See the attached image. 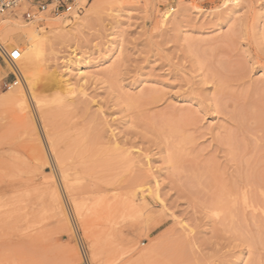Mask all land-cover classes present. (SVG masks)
Segmentation results:
<instances>
[{
    "label": "rangeland",
    "instance_id": "rangeland-1",
    "mask_svg": "<svg viewBox=\"0 0 264 264\" xmlns=\"http://www.w3.org/2000/svg\"><path fill=\"white\" fill-rule=\"evenodd\" d=\"M93 1L5 15L0 264H264V0Z\"/></svg>",
    "mask_w": 264,
    "mask_h": 264
},
{
    "label": "built area",
    "instance_id": "built-area-1",
    "mask_svg": "<svg viewBox=\"0 0 264 264\" xmlns=\"http://www.w3.org/2000/svg\"><path fill=\"white\" fill-rule=\"evenodd\" d=\"M26 6L23 12V18L29 22H36L41 20V16H62L73 14L79 15L82 13L80 0H0V20L9 13H13ZM21 59V51L17 48L9 51L0 42V62L16 65ZM18 80L19 77L14 74ZM14 82L13 85L16 86Z\"/></svg>",
    "mask_w": 264,
    "mask_h": 264
},
{
    "label": "bare ground",
    "instance_id": "bare-ground-1",
    "mask_svg": "<svg viewBox=\"0 0 264 264\" xmlns=\"http://www.w3.org/2000/svg\"><path fill=\"white\" fill-rule=\"evenodd\" d=\"M84 1H87V0H80V3H83ZM104 2H105V0H104ZM95 3V5L96 6H99V5H101L102 3H103V1L102 0H98L97 2H92V4H94ZM104 4V3H103ZM7 15V14H6ZM67 16H70V15H67ZM73 16H75L76 17V14H73ZM78 17V16H77ZM60 18V17H59ZM58 18V19H59ZM1 22H0V33H2V34H8L9 35V33H11V32H7V31H10V30H12V29H10V30H8L9 29V24H10V19L8 20V19H6V16H5V18H3V20H0ZM12 22V21H11ZM36 23H37V21H36ZM35 23V24H36ZM31 24H32V22H31ZM35 24H34V27H29V28H26V29H23L24 31H21V33L23 34V36H25L26 37V39H28L29 41H30V43H29V45H27V47L28 48H23L22 50H21V52H23V53H27L29 50H31V49H35V40H36V37H37V35L35 34ZM16 26V25H15ZM25 26V25H24ZM33 26V25H32ZM17 27V26H16ZM37 27V26H36ZM10 28H12V27H10ZM18 30H19V28H18ZM12 31H14V30H12ZM14 35H16V33H14ZM5 37V36H4ZM40 37V36H39ZM39 39V38H38ZM37 39V40H38ZM9 40V39H8ZM36 40V41H37ZM8 46V50L9 51H11V50H13L14 49V47H13V45L12 44H9V45H7ZM24 55V54H23ZM22 55V56H23ZM27 55V54H26ZM28 72V71H27ZM27 72L23 75V84H22V86L21 87H19V88H16V89H14L13 88V86L10 88L11 89V91L8 93V95H7V99L8 100H10V101H13V100H17V99H20V98H25L27 95H29V92H30V96L32 95L31 93L32 92H34V88H32L33 87V85L31 84V85H29L30 83L28 82L29 80V76H27ZM18 83H16V85H17ZM29 87H31V88H29ZM14 89V90H13ZM31 89H32V91H31ZM251 178V177H250ZM253 178V177H252ZM251 180V179H250ZM254 180V179H253ZM252 181V180H251ZM246 202V201H245ZM125 212V211H124Z\"/></svg>",
    "mask_w": 264,
    "mask_h": 264
}]
</instances>
